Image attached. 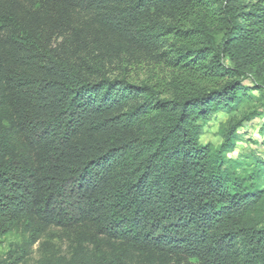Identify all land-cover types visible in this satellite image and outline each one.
Listing matches in <instances>:
<instances>
[{
	"label": "trees",
	"instance_id": "obj_1",
	"mask_svg": "<svg viewBox=\"0 0 264 264\" xmlns=\"http://www.w3.org/2000/svg\"><path fill=\"white\" fill-rule=\"evenodd\" d=\"M254 119L264 0H0V264H264Z\"/></svg>",
	"mask_w": 264,
	"mask_h": 264
},
{
	"label": "rangeland",
	"instance_id": "obj_2",
	"mask_svg": "<svg viewBox=\"0 0 264 264\" xmlns=\"http://www.w3.org/2000/svg\"><path fill=\"white\" fill-rule=\"evenodd\" d=\"M153 68L150 65L142 64L132 70V77L134 79H147L153 74ZM245 110H242L244 112ZM242 112L234 113L236 118L242 115ZM259 120L245 121L242 124V129L239 139L235 144L232 153L227 157L232 160L244 161L246 163H253L254 157H258L264 161V138L257 135V124ZM202 141H210L218 143L219 136L217 134V126H212L206 133L201 136ZM253 157V158H251ZM258 185L264 188V176L258 180ZM20 235L18 232H11L0 239V255H4L11 248L12 243L20 242ZM66 240L59 238H52L50 234L43 236L31 249L30 255L26 259L25 264H33L41 255L43 248L51 247L55 251L65 253Z\"/></svg>",
	"mask_w": 264,
	"mask_h": 264
}]
</instances>
